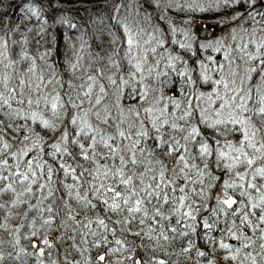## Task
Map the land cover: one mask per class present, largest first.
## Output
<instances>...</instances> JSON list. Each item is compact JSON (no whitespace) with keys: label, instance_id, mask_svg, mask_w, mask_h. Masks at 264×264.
<instances>
[{"label":"snow or ice","instance_id":"6c2138e0","mask_svg":"<svg viewBox=\"0 0 264 264\" xmlns=\"http://www.w3.org/2000/svg\"><path fill=\"white\" fill-rule=\"evenodd\" d=\"M220 2L225 6L246 2L247 17L258 24L257 16L264 21V12L258 11L264 6V0H259V4L258 0ZM116 10L119 11L118 8ZM45 32L46 29L41 27L38 35ZM245 32L249 38L238 47V56L226 53L227 63L219 64L216 69L210 70L202 65L205 68L203 80L212 87L206 94L202 92L196 97L204 105L197 113V123L225 136L223 143L215 140L210 145L207 140L198 141L202 168L195 163L190 166L181 153L182 148L189 151L181 144V138L188 141L201 135L199 128L191 127L189 131L177 123L183 120L188 124L193 117L195 108L191 99L187 101L190 110L176 119H172L175 112H170L167 105L160 106L162 98H158L156 88L145 81L154 72L156 78L166 73L155 71L159 62L156 61L155 66L149 64L147 53H137L138 44L130 32L123 54L119 47L104 51L105 41H100L99 47L104 51L100 59L106 57L115 73L106 75L100 69H94V74L87 75L84 83L79 85L62 81L55 60L47 66L50 71L45 74L44 71L37 73V57L25 49L16 53L17 58H10L9 40L0 37V114H6L10 120L18 117L31 121V124H13L0 119V218L7 220L8 217L3 216L4 210L12 215V209L19 204L35 211L29 225L32 231L28 235L15 236L13 247L21 245L24 239L29 241L27 247L38 250L37 259L43 257L45 249L39 247L41 240L47 249H51L57 239H63V236H53L49 240L47 236L59 218L56 227H71L81 236V243L86 244V237L91 235L97 237L93 242L96 247L112 243L119 246L106 247L104 254L97 255L98 264H108V254L125 251L126 240L117 238L110 241L103 232L98 233L93 228L94 223L113 236L116 229L109 228L103 218L98 217L94 221L85 215L79 219V214L65 198L74 199L82 209H92L97 205L89 199L91 194L116 214L118 219L115 223L121 225L124 232L131 231L126 227L128 224L138 221L147 230L141 228L132 235L140 237L143 233L155 238L158 244L189 235L188 231L178 232L177 227L171 226L173 218L176 225L187 221L185 226L194 233L201 225L211 231L217 222L209 223L210 218L223 214L232 220L226 230L227 235L240 243V246H234L220 242L219 246L230 253L225 259L238 261V264L248 261L256 264V257L251 252L243 256L241 253L255 243L253 235L257 232L260 233L258 239L264 241V36L256 37L255 29L251 32L245 29ZM260 32L264 33V26ZM36 43L39 44V40ZM152 51L154 53L155 49ZM49 54L46 52L39 58L44 59ZM237 59L241 63L237 64ZM70 66L75 70L78 63ZM169 67L175 69L171 63ZM6 69L14 71L10 75ZM209 71H217L219 79L212 80ZM180 75L188 76L187 70ZM103 80L108 83H103ZM188 82L194 83L191 77H188ZM170 102L174 109L180 108L177 99L170 98ZM221 125L224 126L222 131ZM9 130L23 132V135L17 140ZM41 130H45L44 135H41ZM184 132L187 135L179 137ZM50 133L53 135L49 136ZM229 135L232 139L227 138ZM45 136L55 142L48 143ZM47 156L53 160L59 156L55 166L49 163ZM65 157L72 163H67ZM208 157H212V164L229 176L228 180L213 175ZM8 158L15 163L9 164ZM56 173L64 179L53 180ZM68 178L73 183H65ZM213 181L222 185V195L213 193L209 196L211 189L216 187ZM62 190L65 195L58 196ZM26 194L36 197L37 202L30 204L25 199ZM193 197H198L199 203ZM209 199H214L215 205L209 215L201 216L198 225L197 216L207 211ZM49 200L46 204L45 201ZM15 215L28 217L27 211ZM7 228V224L0 223V229ZM14 231L19 233L20 228ZM169 232L174 235L170 236ZM154 233L156 237H153ZM67 239L74 240L75 237ZM3 244L4 240L0 238V245ZM191 248L189 243L183 252H189ZM259 248L264 253V242ZM197 254L205 256L203 251L198 250ZM22 255L32 253L27 252L25 246H20L16 258ZM4 258L0 252V261ZM133 264H145V261L141 256ZM156 264L166 262L160 259Z\"/></svg>","mask_w":264,"mask_h":264},{"label":"trees","instance_id":"16d2710c","mask_svg":"<svg viewBox=\"0 0 264 264\" xmlns=\"http://www.w3.org/2000/svg\"><path fill=\"white\" fill-rule=\"evenodd\" d=\"M201 3L202 1L198 0L193 3H189L186 0H170L156 8L154 3L148 0H0V37L9 40L10 58H17L16 53L21 51V49H25L30 55L37 57V73L44 71L45 74L50 71L47 66L51 65L55 60L56 67L61 73L62 81L79 85L84 83L87 75L94 74V69H100L106 75L115 73V68L109 66L107 58L105 57L102 60L100 57L104 56V51H110L111 48L116 47L121 48V54H123V51L127 48L126 40L130 32L138 44L137 53H147L149 64L155 66V62H159V66L156 67L155 71L166 73V75L162 74L156 78L154 72L153 76L145 81V83H150L156 88V95L158 98H162L160 106L167 105L170 112H175L172 119H176L184 111L190 110L187 101L191 99L195 108L193 117L189 119L188 124L183 120H178L177 123L188 128L189 131L191 127H197L201 130V135L188 141L181 138V144L189 150L185 152L182 148L181 153L185 155L190 166L195 163L202 168L203 164L198 156L200 148L198 141L207 140L211 145L215 140H220L221 143L225 140V136L220 135L219 132L208 128L202 123H197V113H199L200 107L204 105L196 97L202 92L206 94L212 87L211 84L205 83L203 80L205 68L202 65L207 66L210 70L216 69L219 64L227 63L225 60L226 53H230L232 57L238 56V47L249 38L245 29L249 32L255 29V34L258 38L264 36V33L260 32V28L264 26V21L261 20L260 16H257L256 20L260 21L258 24L252 21L250 17H247L245 12L246 2L233 3L229 6H225L220 0ZM117 8L119 11L116 10ZM258 11L264 12V6L259 7ZM33 12L36 15H33ZM41 27L46 29V32L43 35H38L41 32ZM241 37L244 39L242 40ZM101 39L105 41L104 51L99 47ZM37 40H39V44L36 43ZM113 41L115 42L113 43ZM153 48L155 49L154 53L152 51ZM46 52L50 54L44 56V59H40L39 57ZM172 57H178V59L173 60L171 59ZM5 63L7 62L5 61ZM73 63H78V68L75 70L70 66ZM121 63L126 62L122 61ZM169 63L173 64L175 69L169 67ZM236 63L239 64L241 62L237 59ZM185 70H187L188 76L180 75ZM6 71L11 75L14 70L6 69ZM208 75L211 76L212 80L219 79L217 71H209ZM77 77H80V79H77ZM188 77H191L194 83H189ZM102 82L108 83L107 80ZM55 87L59 88V85ZM67 90L69 92L72 91L71 89ZM151 95L152 93H150ZM170 98H175L180 102L179 109H174ZM0 119H4L5 123L31 124V121H23L18 117L10 120L6 114H0ZM32 127L35 128V125H32ZM219 127L222 131L224 126L221 125ZM44 131L41 130V135H44ZM9 132L17 140L23 135V132L15 133L11 132V130ZM51 135L53 134L50 133L49 136ZM185 135H187V132L180 133L179 137ZM49 136H45V140L48 143L55 142L49 139ZM227 138L232 139V135ZM13 143L15 144V141ZM149 143L153 142L149 141ZM144 146L146 147L147 145ZM47 151L50 152L51 149H47ZM46 159L55 166L59 156L56 157V160H53L51 156H47ZM64 159L67 163H72L67 157ZM164 159L167 160L168 158L165 157ZM8 162L9 164L15 163L12 158H8ZM207 162L213 175L222 176L224 180L229 179V176L224 174L221 168L212 164V157H208ZM4 174L7 173L5 172ZM58 179L63 180L64 177L58 173L54 174L53 180ZM65 183H73V181L68 178ZM213 183L216 187L211 189L209 196H212L213 193L222 195L220 182L213 181ZM33 187L35 191V186ZM40 194L38 193V195ZM57 195L64 196L65 193L62 190ZM65 198L68 199V202L79 214V219H83L85 215L94 221L98 217L103 218L109 228L116 229L115 236H113L111 232H104L95 223L93 224V228L98 233L103 232L104 235H107L110 241H114L117 238L126 240V242L136 246L140 251L157 244L155 238H150L143 233H141L140 237L132 235V233L140 231L141 228H145V226L139 225L138 221L128 224L126 227L131 231L124 232L122 226L115 223L118 219L116 214L109 211L102 202H98L91 194H89V199L92 200L93 204L97 205V207L92 209H82L74 199ZM193 198L199 203L198 197ZM25 199L30 204L37 202L36 197H30L27 194ZM49 202L50 200L45 201L46 204ZM207 204V211H202L197 216L198 225H200L201 216L211 213L215 200L209 199ZM9 207H11L10 201ZM23 211H27V218L15 215V213ZM12 213V215H9L7 209H5L3 216H7L8 219L0 218V223L8 225L7 229H0V238L4 240V244L0 245V252L5 257L3 263L28 264L29 262L26 263L27 259H25V256L29 258L27 255L16 258V253L19 251L20 246H25L26 251L31 253V247H27L29 241L22 239L21 245L15 248L13 244L15 236L28 235L32 231L29 225L31 219L35 216V211L26 208L24 204H19L12 209ZM109 217L111 219H108ZM213 221H216L217 225L211 231L203 229L201 225L197 226L196 231L192 233L185 226L188 223L187 221L182 225H176L175 218H173L171 226L177 227L178 232L188 231L189 235L178 236L170 243L166 241H161V243L181 245L191 243L192 245L200 246L220 244L223 241L240 246L238 241L227 235L226 230L232 223L231 218L218 214L215 217H211L209 223ZM237 223H239V220H237ZM57 224H59V218L53 225L54 230H50L47 233L48 239H52L53 236H63V239H57L53 243L57 259L68 261L89 260L93 259L95 253L104 249L105 245L103 244L99 247L94 245L93 242L97 237L87 236V243L84 244L81 243V236L74 233L71 227L60 229L56 227ZM69 224L71 225V222ZM165 224H168V222L166 221ZM36 227L38 228L39 224ZM16 228H20L19 233L14 231ZM249 234L252 235L251 232ZM156 235L154 233L153 237H156ZM169 235L172 236L174 234L169 232ZM259 235V232L253 235L255 243L251 247L244 249L241 255L251 252L256 257V264H264V259H262L264 253L259 248L260 243L264 241L258 239ZM69 236H73L75 239H67ZM9 253H12V255L9 256ZM245 264H251V262L248 261Z\"/></svg>","mask_w":264,"mask_h":264},{"label":"flooded vegetation","instance_id":"af4514ba","mask_svg":"<svg viewBox=\"0 0 264 264\" xmlns=\"http://www.w3.org/2000/svg\"><path fill=\"white\" fill-rule=\"evenodd\" d=\"M161 244H156L154 246H149L145 250L140 251L136 246L131 245L126 242L125 251L117 252V253H109L107 260L108 264H120L122 258V264H133V261L137 259V257H143L145 264H148L150 261L151 264H156V261L163 259L166 264H237V261H233L230 259H225V257L229 256L230 253L228 250L221 248L220 244H208V245H192V248L189 252H183L184 248L189 246L187 244H164V247H161ZM234 245L233 243H229ZM39 246L45 249V254L41 264H71L74 260H59L56 258L57 253L54 252V246L51 249H47L46 246H43L39 243ZM235 246V245H234ZM107 248L111 247H119L114 243L104 246L103 250L98 251L93 255V259L89 260H81L75 261L78 264H98L96 257L98 254H101L106 251ZM32 249L31 253L36 254L37 249ZM206 249V250H204ZM211 249V250H207ZM203 251L205 252V256H199L197 252ZM39 264V261L35 262Z\"/></svg>","mask_w":264,"mask_h":264},{"label":"rangeland","instance_id":"374dc122","mask_svg":"<svg viewBox=\"0 0 264 264\" xmlns=\"http://www.w3.org/2000/svg\"><path fill=\"white\" fill-rule=\"evenodd\" d=\"M148 1H151L152 3H154L155 7L157 8V6L160 7V6H162L163 4H165L166 2H168L170 0H148ZM186 1H188L189 3H193L195 0H186ZM198 1H202L201 4H204L205 2L206 3H210V2H216L218 0H198ZM49 240H51V239H49ZM40 244L45 246L42 242H40ZM27 256L29 258H27L25 256V259H27L26 263L29 262L28 264H36L35 262H37V261H39V264H41L42 261L44 260L43 258L37 259V256L34 253H32V255H27ZM0 264H13V263H10V262L3 263V261H0ZM237 264H238V261H237Z\"/></svg>","mask_w":264,"mask_h":264},{"label":"water","instance_id":"95a60500","mask_svg":"<svg viewBox=\"0 0 264 264\" xmlns=\"http://www.w3.org/2000/svg\"><path fill=\"white\" fill-rule=\"evenodd\" d=\"M40 248H43V247H41V246H39ZM101 254H103V253H101ZM138 258V257H137Z\"/></svg>","mask_w":264,"mask_h":264}]
</instances>
